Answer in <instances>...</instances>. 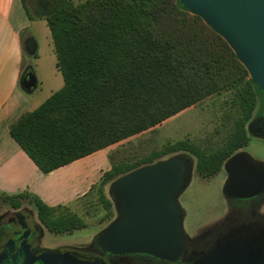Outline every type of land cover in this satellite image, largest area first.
Here are the masks:
<instances>
[{"label": "trees", "instance_id": "1", "mask_svg": "<svg viewBox=\"0 0 264 264\" xmlns=\"http://www.w3.org/2000/svg\"><path fill=\"white\" fill-rule=\"evenodd\" d=\"M27 1L21 0L26 12ZM37 1L36 18L50 31L63 86L22 114L9 134L42 173L139 135L227 89L235 90L238 113L222 146L207 150L178 141L137 160L110 162L100 178L98 200L110 215L105 186L177 153L194 157L196 174L209 180L247 146L246 125L257 94L264 95L228 44L179 0ZM28 18L33 19L29 13ZM0 201L32 205L56 234L86 226L65 207H49L28 192L0 194Z\"/></svg>", "mask_w": 264, "mask_h": 264}, {"label": "water", "instance_id": "2", "mask_svg": "<svg viewBox=\"0 0 264 264\" xmlns=\"http://www.w3.org/2000/svg\"><path fill=\"white\" fill-rule=\"evenodd\" d=\"M230 47L252 82L264 95V0H179ZM24 50L31 56L35 42L28 39ZM21 90L30 94L37 87L31 66L20 76ZM192 164L177 153L139 167L108 185L115 219L97 234L100 249L112 254L142 253L175 261L184 247L182 211L178 198L188 185ZM226 190L249 198L264 190V171L243 153L224 164Z\"/></svg>", "mask_w": 264, "mask_h": 264}, {"label": "rangeland", "instance_id": "3", "mask_svg": "<svg viewBox=\"0 0 264 264\" xmlns=\"http://www.w3.org/2000/svg\"><path fill=\"white\" fill-rule=\"evenodd\" d=\"M70 1L79 4L85 0ZM26 5L28 13L33 18L27 33L34 37L36 57L25 51L23 70L28 65L34 69L40 86L32 98L34 103L40 105L57 89L54 83H50L55 56L50 31L44 21L36 18L35 10H37L38 1L28 0ZM237 113L235 90H223L139 135L108 147L107 159L111 163L127 158L137 160L153 150H159L167 144H174L178 141H187L207 150H215L222 146L231 134L233 120ZM262 118H264V97L257 94L255 109L246 125V135L249 141L247 146L239 152L245 154L256 167L264 171V137L255 136L249 131V126L255 120ZM184 155L193 167L191 179L182 191L179 203L182 204L184 211V230L191 232L195 231L196 226L216 215L214 204L219 197L224 172L222 170L209 180H204L195 172V158L185 153ZM99 182L100 179L93 184L89 193L87 192L76 201L64 206L59 205L82 218L86 224L83 229L74 231L71 235L63 234L61 239L64 244L85 246L115 219L116 213L112 198L108 194V185L104 187V196L112 204L110 215L105 214L98 200ZM4 205L0 201V209Z\"/></svg>", "mask_w": 264, "mask_h": 264}, {"label": "flooded vegetation", "instance_id": "4", "mask_svg": "<svg viewBox=\"0 0 264 264\" xmlns=\"http://www.w3.org/2000/svg\"><path fill=\"white\" fill-rule=\"evenodd\" d=\"M249 131L264 137V118L255 120ZM224 164L216 215L195 231L184 230V247L175 261L105 252L97 244V235L85 246L64 244L63 234L49 231L35 208L24 202L0 209V264H264V190L249 198L232 196L226 190Z\"/></svg>", "mask_w": 264, "mask_h": 264}, {"label": "crops", "instance_id": "5", "mask_svg": "<svg viewBox=\"0 0 264 264\" xmlns=\"http://www.w3.org/2000/svg\"><path fill=\"white\" fill-rule=\"evenodd\" d=\"M32 20L21 0H0V194L14 196L28 192L49 207L64 206L86 194L103 173L110 170L106 156L109 148L44 174L11 138L10 125L22 114L41 105L34 103L32 98L40 86L39 80L30 94L24 93L19 86L24 68V43L34 40L27 33ZM51 76L50 83L57 86L55 93L63 86L56 56Z\"/></svg>", "mask_w": 264, "mask_h": 264}]
</instances>
